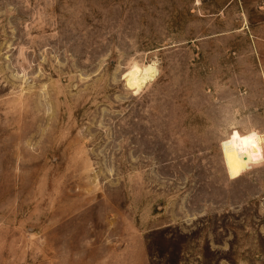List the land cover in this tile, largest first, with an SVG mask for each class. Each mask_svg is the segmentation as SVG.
<instances>
[{
  "label": "rangeland",
  "instance_id": "rangeland-1",
  "mask_svg": "<svg viewBox=\"0 0 264 264\" xmlns=\"http://www.w3.org/2000/svg\"><path fill=\"white\" fill-rule=\"evenodd\" d=\"M0 264H264V0H0Z\"/></svg>",
  "mask_w": 264,
  "mask_h": 264
},
{
  "label": "bare ground",
  "instance_id": "bare-ground-1",
  "mask_svg": "<svg viewBox=\"0 0 264 264\" xmlns=\"http://www.w3.org/2000/svg\"><path fill=\"white\" fill-rule=\"evenodd\" d=\"M153 70V66H148L145 70H144V74L147 76V73L149 71H152ZM132 83L136 84L138 81H137V76L135 75L133 78H132Z\"/></svg>",
  "mask_w": 264,
  "mask_h": 264
}]
</instances>
